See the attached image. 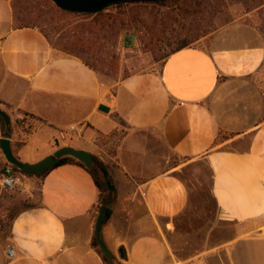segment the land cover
I'll use <instances>...</instances> for the list:
<instances>
[{"label":"crops","instance_id":"0c3cea01","mask_svg":"<svg viewBox=\"0 0 264 264\" xmlns=\"http://www.w3.org/2000/svg\"><path fill=\"white\" fill-rule=\"evenodd\" d=\"M0 106L18 159L36 162L69 145L107 166L115 199L100 237L119 264H172L163 234L188 206L180 168L197 160L210 169L219 217L244 228L184 264H264V38L256 28L229 24L170 52L158 72L109 82L37 26L16 25L11 0H0ZM21 186L30 205L4 223L0 264H104L92 245L98 188L82 165L25 175Z\"/></svg>","mask_w":264,"mask_h":264},{"label":"rangeland","instance_id":"374dc122","mask_svg":"<svg viewBox=\"0 0 264 264\" xmlns=\"http://www.w3.org/2000/svg\"><path fill=\"white\" fill-rule=\"evenodd\" d=\"M11 2L16 25L37 26L59 52L87 58L102 79L109 82L132 73L158 72L162 56L184 35L183 21L179 15L175 17L184 0H170L164 4L109 5L100 14L87 17L61 12L51 0ZM94 19L98 23L79 40L84 47L76 43L72 49L62 50L63 45L71 42L69 38L79 22ZM203 23L207 33L192 39L190 44L205 43L216 30L229 24L252 26L264 38V0H216L214 7L211 9L210 5L205 12ZM179 176L188 187L189 203L184 213L175 219L171 232L163 234L172 264H184L185 257L212 247L244 228V223L219 217L210 194L211 175L205 161L184 164ZM21 184L11 191L0 187V221L3 223L30 204L21 193Z\"/></svg>","mask_w":264,"mask_h":264},{"label":"trees","instance_id":"16d2710c","mask_svg":"<svg viewBox=\"0 0 264 264\" xmlns=\"http://www.w3.org/2000/svg\"><path fill=\"white\" fill-rule=\"evenodd\" d=\"M167 1H170V0H135V1H121V2L111 4V5L119 7V6L128 5V4H131V5L132 4H164ZM215 1L216 0H184L182 6L180 7V12L176 13V15H175V17H177L179 15L181 17V20L183 21L182 28L184 30V35H183L181 41L175 47L170 49L166 54H164L162 56L163 60L170 52L175 51L177 49H180L182 47H185L187 45H190V42L192 39H197V38H199L202 35H205L207 33L208 30H207L205 24L203 23V18L205 17V12L208 10V7L210 5H211V9L214 7ZM107 7L108 6H106L104 9H106ZM58 10L61 12H66V13H70V14L73 13V14L83 15L84 17L92 16V15H98L101 13V11H98L95 13L73 12V11L61 9L59 7H58ZM14 19H15V17H14ZM97 23H98L97 19H94L90 22H86V21L79 22L75 26L76 30L72 31L71 37L69 38V41H71V42L63 45L62 50L68 51V50L72 49L73 44L75 45L76 43L79 44L81 47H84L82 44L79 43V40L83 39L86 32L91 30L92 26L97 24ZM30 26H34V25H30ZM161 29H164V27H162ZM72 41H74V42H72ZM89 48L90 47H88L86 49L89 50ZM70 54H72V53H70ZM72 55H75V54H72ZM76 56H78V55H76ZM79 58H81L84 63H86L88 66H90L91 68H93L95 70L94 65L91 64V62H89V60L87 58H84V57H79ZM0 124H1L2 130H4L5 123H4V120H3L1 115H0ZM221 137H226V136L222 135ZM64 163H77V164L82 165L90 173V175L92 176V178L94 180V183L96 184V186L98 188L99 207H101L102 205H107V206L111 205V203L115 199V187H114V185L111 181V178L109 176L107 166L98 158H94L92 165L87 167L80 160H78L72 156L65 155V156L58 158L56 160V162L50 168H48V169H46L40 173H37V174L25 173V175L44 176L52 167L60 165V164H64ZM13 167L18 169L15 166H13ZM107 183H109V186ZM214 202H215V200H214ZM188 203H189V200H188ZM29 205L30 204H27L26 206H29ZM13 216H14V214H12L9 217V220ZM9 220H8V222H9ZM92 245L96 248L97 252L100 254L104 264H119L115 260V257L112 254H107L101 249V247L99 246V242L95 236V233L92 237Z\"/></svg>","mask_w":264,"mask_h":264},{"label":"water","instance_id":"95a60500","mask_svg":"<svg viewBox=\"0 0 264 264\" xmlns=\"http://www.w3.org/2000/svg\"><path fill=\"white\" fill-rule=\"evenodd\" d=\"M56 6L61 9L73 11V12H84V13H95L103 10L106 6L111 4L121 2V1H135V0H51ZM100 110L108 111V107L100 104L98 106ZM0 115L2 116L5 129L4 135L0 138V150L2 151L4 158L7 162L11 163L19 170L27 174H37L48 168H50L58 158L69 155L72 156L89 167L93 163L94 154L79 148H75L69 145L61 146L56 149L52 154H49L36 162H26L18 159L13 153L10 144V117L7 112L0 106ZM109 186V183H107ZM110 213V208L107 205H102L100 207L99 213L97 215L95 224V236L99 242L101 249L107 253L111 254L102 238L100 237V228L104 221V218Z\"/></svg>","mask_w":264,"mask_h":264},{"label":"built area","instance_id":"2783aa9c","mask_svg":"<svg viewBox=\"0 0 264 264\" xmlns=\"http://www.w3.org/2000/svg\"><path fill=\"white\" fill-rule=\"evenodd\" d=\"M69 130L76 132L77 135H80L81 130L76 129L74 125L69 127ZM61 138H64L63 133L60 135ZM11 163L7 162L0 167V187L6 191L13 190L18 184L22 183L25 173L19 169L13 167ZM4 223L0 221V231L3 230ZM6 254L11 258L14 254V249L11 246L6 247Z\"/></svg>","mask_w":264,"mask_h":264}]
</instances>
